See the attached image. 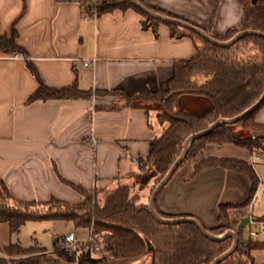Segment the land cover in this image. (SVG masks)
<instances>
[{
    "label": "crops",
    "instance_id": "crops-1",
    "mask_svg": "<svg viewBox=\"0 0 264 264\" xmlns=\"http://www.w3.org/2000/svg\"><path fill=\"white\" fill-rule=\"evenodd\" d=\"M144 1L211 34L239 26L244 14L238 0ZM93 7L94 0H0V33L10 36L15 28L28 53H0V179L16 199L81 200L60 176L91 192L101 193L118 181L130 184L140 158L147 159L150 141L165 128L158 121L160 103L142 97L168 91L175 61L196 54L192 39H172L166 24L155 36L152 29L142 28V16L134 10L95 17ZM93 58L95 63L84 64ZM27 61L48 87L76 83L91 91V98L29 102L38 81ZM256 120L264 123V108ZM240 150L233 144L209 145L204 157L249 161L251 153ZM194 165L188 161L161 189L157 209L173 218L192 215L213 226L220 204L249 198L248 175L214 167L192 176ZM254 169L264 184V170ZM223 184L228 200L219 195ZM149 187L137 192L144 202ZM242 209L233 210L237 226L250 214V206L245 213ZM252 213L264 218V210L256 214L255 205ZM92 255L101 257L100 252ZM145 255L97 264H133L145 257L152 264L151 254Z\"/></svg>",
    "mask_w": 264,
    "mask_h": 264
},
{
    "label": "trees",
    "instance_id": "trees-1",
    "mask_svg": "<svg viewBox=\"0 0 264 264\" xmlns=\"http://www.w3.org/2000/svg\"><path fill=\"white\" fill-rule=\"evenodd\" d=\"M139 1L144 7L156 13L178 18L148 5L144 0ZM238 1L244 7L239 26L232 27L223 34L204 31L219 41H230L244 30L264 33V0ZM117 10L122 12L134 10L139 13L142 16V28L152 29L155 36L159 34V26L166 24L172 39L189 37L196 48V54L191 59L175 61L168 91L142 97L160 103L161 113L158 115V121L165 125V128L160 136L150 141L147 159L138 163V170L133 172L130 178L137 177L142 180L144 175L154 173L152 195L156 186L182 155L188 137L206 130L218 120L237 117L261 99L264 93V37L247 34L229 46H220L182 25L150 16L138 7L134 0H103L98 6L99 15ZM0 53L27 57V51L18 43V32L15 28L12 29L10 36L0 33ZM27 65L38 81V87L29 98V102L91 98V91L80 89L76 83L61 89L48 87L38 70L29 61ZM190 100L198 106H188V103L191 104ZM263 108L264 101L255 111L236 122L220 124L210 133L194 140L172 176L173 178L188 161H194L192 176L206 168L220 167L250 177L252 188L247 200L235 204L222 203L219 205L216 225L205 226L201 223L215 236L229 229L235 230L238 234L239 244L236 251L219 264H241L234 263L235 259L232 256L235 255L246 256L249 263L246 261L245 264H256L252 251L264 248V243L245 239L243 237L245 229L234 227L230 214L233 210L250 206L260 179L247 160L228 156L204 157V152L209 145L233 144L251 154L264 155V123L256 120ZM236 129L249 135L237 133ZM60 179L76 190L82 199L77 202L57 198L46 202L23 201L14 198L8 185L0 179V222L9 224L11 235L19 234L29 221H64L81 230H89L93 226L95 234L100 238V252L103 256L93 257L92 244L89 242L78 244L70 254L63 248L65 235H60L55 239L53 249L39 246L26 248L19 243H10L0 250V264H97L148 253L152 255V264H212L233 246V237L212 239L194 222L158 221L149 203L142 201L139 194L133 193L129 183L118 181L115 186L100 193L98 190L91 192L81 188L61 176ZM94 193L100 195L99 202L92 203ZM157 212L164 218H173L159 209ZM147 241L152 243L154 247L152 251L148 250Z\"/></svg>",
    "mask_w": 264,
    "mask_h": 264
},
{
    "label": "rangeland",
    "instance_id": "rangeland-1",
    "mask_svg": "<svg viewBox=\"0 0 264 264\" xmlns=\"http://www.w3.org/2000/svg\"><path fill=\"white\" fill-rule=\"evenodd\" d=\"M199 99L200 98H198V100ZM190 102H191V104L188 103V106H190V107L191 106H195V107L198 106V105L194 104L193 100H190ZM198 104H199V102H198ZM235 131L237 133H239V132L243 133V135H246V136L249 135L248 133H244L243 131H241L239 129H236ZM240 149H241L240 151H243V153L245 151H247L246 149H243V148H240ZM255 167H257V170L259 172L263 171L264 170V162L258 161L256 163ZM150 174H147V175H150ZM147 175H144V176H147ZM144 176L142 177V180L138 179L137 177H134V178L131 177L132 182L130 183V186L132 187L133 193L139 192L141 187H144L146 185H151V187H152V185L154 184V181H155L154 177H152L148 183L144 184L143 183ZM151 181H152V184H149ZM235 184L237 185L238 183L235 182ZM151 187H149L150 191H149V195H147V199H148L147 203H149L150 198H151ZM225 188H226V186L223 184V186L221 187V191H220L219 195L221 194L222 199L228 200L225 196V193H224ZM237 194H238V192H236V195ZM98 197H100V195H97L94 193L92 195V198H93L92 203H95V201L99 202ZM254 205H255V213L256 214L259 211L264 210V197L259 196L256 199V201L254 202L253 206ZM248 209H249V206L247 208H243L241 211L243 213H245L248 211ZM230 214H231L232 223H233L234 227H236L237 225H236V223L234 224V220H233L235 218V213L233 211H231ZM229 231H232V230L229 229L226 232L219 234L218 236H222ZM66 232L67 233H75L80 239L86 238L88 235V230L75 229V227L71 223H66L64 221H56V220L29 221L22 227L19 234L11 235L9 224L7 222H0V250H3L10 243H19L23 247H26V248H29L31 246H39V247H43V248L53 249L55 239L60 235H62V236L67 235ZM243 237L245 239H249L247 230H245L243 232ZM100 253H101V256H103V253L102 252H100ZM149 256H150V253H148L147 257H149ZM252 256L254 257L256 264H264V248L256 249V250L252 251ZM232 258L235 259L234 263L240 262L241 264H245L246 261H247V263H249L246 256L235 255V256H232ZM146 259L147 258L145 257V258H141V260H132V261H133V264H146L145 263Z\"/></svg>",
    "mask_w": 264,
    "mask_h": 264
},
{
    "label": "water",
    "instance_id": "water-1",
    "mask_svg": "<svg viewBox=\"0 0 264 264\" xmlns=\"http://www.w3.org/2000/svg\"><path fill=\"white\" fill-rule=\"evenodd\" d=\"M134 3L140 7L143 11H145L147 14H149L150 16L160 19L164 22H170V23H174V24H178V25H182L188 29H191L195 32H197L198 34H200L201 36H203L204 38L208 39L209 41H211L214 44L220 45V46H229L233 43H235L237 40H239L240 38H242L243 36L247 35V34H258V35H262L264 37V33L258 32V31H253V30H244L239 32L233 39H231L230 41H219L217 39H215L214 37L210 36L208 33H206L203 29H201L200 27L179 19V18H173L170 16H166L160 13H156L153 10H150L146 7H144L139 0H134ZM264 101V93L261 97V99L255 104L253 105L251 108H249L248 110H246L245 112L241 113L240 115H238L235 118L232 119H225V120H218L215 123H213L209 128H207L206 130L199 132V133H195L192 134L190 137H188V139L185 142V147H184V151L182 153V155L177 159V161L174 163V165L171 167V169L169 170V172L167 173V175L161 180V182L156 186V188L154 189V191L152 192L150 201H149V206L150 209L152 211V213L154 214V216L156 217V219L160 222H165V223H177V222H181V221H191L194 222L200 229L201 231L208 237L212 238V239H221L223 237H227V236H231L234 239V243L232 248L227 251L226 253L222 254L221 256H219L218 258L215 259V261L212 264H219L220 262H222L223 260H225L226 258H228L231 254H233L239 244V237L238 234L235 231H229L227 233H225L222 236H215L212 235L201 223L198 219L194 218V217H177V218H164L162 216H160L156 210V199L157 196L159 194V192L161 191V189L169 182V180L172 178V176L174 175L175 171L177 170V168L179 167V165L181 164V162L183 161V159L185 158L189 146L190 144L210 133L213 129H215L218 125L220 124H224V123H233L236 122L237 120L243 118L244 116H246L247 114L253 112L256 110L257 107H259L261 105V103ZM143 159L140 158V161H142ZM154 173H151L150 175L144 176L143 178V183L146 184L149 182V180L153 177ZM249 221V218L246 217L242 220V222L239 225L240 229H245L247 223ZM148 243V250L152 251L154 249L152 243L150 241H147Z\"/></svg>",
    "mask_w": 264,
    "mask_h": 264
},
{
    "label": "built area",
    "instance_id": "built-area-1",
    "mask_svg": "<svg viewBox=\"0 0 264 264\" xmlns=\"http://www.w3.org/2000/svg\"><path fill=\"white\" fill-rule=\"evenodd\" d=\"M103 0H94V7H93V16L97 17L98 14V6ZM96 58L93 59H85L84 64L86 66L90 65L91 63H95ZM258 161L264 162V155L261 154H251L249 157V162L255 168L256 163ZM262 196L264 197V184L260 181L258 188L255 191V194L252 198V202L250 204V214L248 215L249 221L245 227V230L248 232V238L255 242L264 243V218H258L253 215V204L256 199ZM235 231V230H232ZM236 232V231H235ZM91 243L92 244V252H100L101 244L100 238L98 235L95 234L93 226L88 230V235L86 238L80 239L75 233H69L65 235L63 240V248L68 250L71 254L73 249L77 247L80 243Z\"/></svg>",
    "mask_w": 264,
    "mask_h": 264
}]
</instances>
